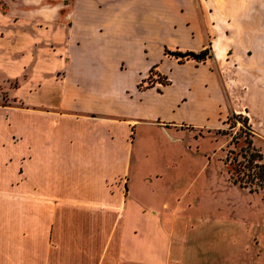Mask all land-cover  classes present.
<instances>
[{"label": "crops", "instance_id": "0c3cea01", "mask_svg": "<svg viewBox=\"0 0 264 264\" xmlns=\"http://www.w3.org/2000/svg\"><path fill=\"white\" fill-rule=\"evenodd\" d=\"M0 2V95L33 118V198L58 212L0 223V264H264L241 201L264 194L223 160L215 190L196 156L242 115L264 163V0Z\"/></svg>", "mask_w": 264, "mask_h": 264}, {"label": "rangeland", "instance_id": "374dc122", "mask_svg": "<svg viewBox=\"0 0 264 264\" xmlns=\"http://www.w3.org/2000/svg\"><path fill=\"white\" fill-rule=\"evenodd\" d=\"M8 10L9 8L0 2V11H4L6 13ZM20 10L21 12L28 13L31 9L21 8ZM13 87V84H11V89L7 88V90L2 92L0 95V130L3 133V135L0 133V145L5 147V162L1 163L0 160V223L14 222L17 224L25 222L26 224H32L33 219L35 218V215H33L35 210L38 211V223L50 222L51 220H56V214L58 212L54 217L47 215L45 202L43 200H36V198H33V192L36 191V186L33 184V158L31 161L29 160V157L33 156V153L28 150L27 141L23 142L25 137H30L33 143V118L31 119L28 116H24L21 112L22 110L20 109L17 110V112L11 110L9 112L8 109L4 108H24V105L20 101L13 98ZM3 118H5V120ZM232 122L225 126V129L219 132V134L217 133L219 136L218 142L214 139L212 142L210 140L203 143V146L206 144L208 147L207 149H209L208 153H206L207 157H203L201 152L196 153L198 158L197 172L199 173V176L203 173L202 179H204V177L213 176L214 188L218 191H227L223 179V177L226 178L224 176L226 170L224 169L223 161L228 163V157H230V163L234 162L233 160L235 157H238L237 163L242 161V156H237V153H240V146L235 145V136L239 137L240 128L243 127V124L241 120L236 121V128L233 131H230L229 129ZM244 139L245 138L240 137V140H237V142L240 141L239 143H241ZM222 143H224V148L221 146ZM16 158L20 159L21 164L18 165V163H16ZM149 159L151 161L153 159L157 160L158 165L166 162L165 155L161 152L157 153V151L150 152ZM200 161L202 164L203 162H207L208 168L206 167L207 169H203V173H201L203 165H200ZM228 165L231 171L232 167L230 164ZM262 183L264 184V182ZM254 188L264 194V188H261L260 185L256 184ZM228 191L230 190L228 189ZM244 196L245 197L241 201L247 203L249 207L251 205L253 208H260L264 211V198H260L259 196L251 197L248 194H244ZM57 205L58 203L56 201L54 204V206H56L55 209L59 208ZM33 208L35 209L34 211ZM235 214L236 217L237 212ZM260 217V221L262 223L264 221L263 215L261 214ZM260 231H264V224L261 225ZM50 233L52 234V231H50ZM29 239L33 240V237L25 236L24 238V240ZM40 264L45 263L40 262Z\"/></svg>", "mask_w": 264, "mask_h": 264}, {"label": "trees", "instance_id": "16d2710c", "mask_svg": "<svg viewBox=\"0 0 264 264\" xmlns=\"http://www.w3.org/2000/svg\"><path fill=\"white\" fill-rule=\"evenodd\" d=\"M207 55L208 53L205 51L200 55L191 54V56L187 55L186 57H202L203 59H205ZM152 72L154 71H151V76L148 79L150 86L153 82ZM240 120L242 121L243 127L240 128L239 137L235 136V145L240 146V153H237V156H242V161L237 163L238 157H235V159L233 160L234 162L230 163V157H228V164H230L232 167L230 175L232 181L235 184L240 185L243 188H247L251 191H257L258 189L254 188L256 184L260 185L261 188H264V184L262 183L264 182L263 157L260 151L254 146L253 130L249 125V121L247 118H243L242 115H234L230 117L227 123L229 124L230 122H233L229 130L233 131L237 126L236 121ZM240 137L245 138L241 143H239L240 141L237 142V140H240Z\"/></svg>", "mask_w": 264, "mask_h": 264}]
</instances>
